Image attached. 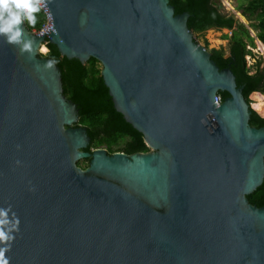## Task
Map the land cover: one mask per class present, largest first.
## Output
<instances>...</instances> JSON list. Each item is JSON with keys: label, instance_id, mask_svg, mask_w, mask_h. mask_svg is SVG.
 <instances>
[{"label": "water", "instance_id": "1", "mask_svg": "<svg viewBox=\"0 0 264 264\" xmlns=\"http://www.w3.org/2000/svg\"><path fill=\"white\" fill-rule=\"evenodd\" d=\"M46 10L48 35L27 33L100 62L114 109L150 152H84L61 68L0 37V208L19 219L10 264H264V207L248 200L264 182V128L250 126L243 87L195 41L190 15L169 0Z\"/></svg>", "mask_w": 264, "mask_h": 264}, {"label": "trees", "instance_id": "2", "mask_svg": "<svg viewBox=\"0 0 264 264\" xmlns=\"http://www.w3.org/2000/svg\"><path fill=\"white\" fill-rule=\"evenodd\" d=\"M175 9V15L188 13V27L194 35H200L210 29H228L232 33L227 36L228 48L209 49L211 59L221 69L230 68L237 76L243 94L249 104L250 95L260 93L264 95V67L263 61L248 47L255 48V39L264 45V0H243L238 7L249 25L242 23L235 15L224 12L223 0H169ZM47 22V15L42 10L38 14L34 27L27 25L31 32L40 30ZM255 38L251 35V30ZM195 41H197L195 39ZM48 53L43 56L57 61L61 68L64 95L77 104L79 122L74 128L87 129L91 139L90 146L84 152L105 149L108 155L122 153L128 156L147 154L150 149L146 146L144 137L129 124L124 116L117 112L112 103L109 89L101 75L102 66L95 58H90L85 64L78 59H68L61 55L56 46L48 44ZM255 61L249 64L247 57ZM223 102L231 95L220 92ZM250 126L256 129L264 128V117L252 109ZM90 159L80 160L78 165L86 169ZM249 202L257 207H264V182L248 196Z\"/></svg>", "mask_w": 264, "mask_h": 264}, {"label": "clouds", "instance_id": "3", "mask_svg": "<svg viewBox=\"0 0 264 264\" xmlns=\"http://www.w3.org/2000/svg\"><path fill=\"white\" fill-rule=\"evenodd\" d=\"M48 0H0V37L5 38L10 45L17 46L21 53L35 55L36 50L47 53L43 44H38L26 31L24 25L34 27L38 14L47 9ZM249 48V47H248ZM55 60L48 61V67H53ZM11 209L0 208V264H10L6 253L11 250L15 240V232L19 231V219Z\"/></svg>", "mask_w": 264, "mask_h": 264}, {"label": "rangeland", "instance_id": "4", "mask_svg": "<svg viewBox=\"0 0 264 264\" xmlns=\"http://www.w3.org/2000/svg\"><path fill=\"white\" fill-rule=\"evenodd\" d=\"M223 6H224V12L230 15H235L238 20H243L246 19L243 15L240 16L241 11L239 10L240 4L244 3L243 0H223ZM243 17V18H242ZM245 24L248 26L249 22L246 20ZM251 30V35L253 38H255V33ZM232 33L228 29H210L207 30L204 34L200 35H194V39L197 40V42L203 46H205V42L207 41L209 43V49L216 48H228L229 41L226 40L227 36H231ZM255 48L249 47L251 51L257 56V59H261L263 61L262 65L264 67V49L262 48V43L259 42L257 39H255ZM262 44V45H261ZM48 53V52H47ZM47 53H42V54H47ZM255 60L252 59L250 56L248 57V63L251 65L253 64ZM258 94V93H253L250 95V100H251V108L254 109L256 112H258L262 117H264V112H259L255 108L256 100L253 97V95Z\"/></svg>", "mask_w": 264, "mask_h": 264}, {"label": "built area", "instance_id": "5", "mask_svg": "<svg viewBox=\"0 0 264 264\" xmlns=\"http://www.w3.org/2000/svg\"><path fill=\"white\" fill-rule=\"evenodd\" d=\"M45 12V14L47 15V22L46 24L43 26L42 29L40 30H36L35 34H38L40 36L42 35H48V32H49V29L51 27V17L50 15L48 14L47 10H43ZM48 45H46L45 47L47 48ZM249 57V56H248ZM248 57H247V60H248Z\"/></svg>", "mask_w": 264, "mask_h": 264}, {"label": "bare ground", "instance_id": "6", "mask_svg": "<svg viewBox=\"0 0 264 264\" xmlns=\"http://www.w3.org/2000/svg\"><path fill=\"white\" fill-rule=\"evenodd\" d=\"M262 48L264 49V45H262ZM253 97L256 100V104L254 105L256 110H258L259 112H264V95L258 93L253 95Z\"/></svg>", "mask_w": 264, "mask_h": 264}, {"label": "flooded vegetation", "instance_id": "7", "mask_svg": "<svg viewBox=\"0 0 264 264\" xmlns=\"http://www.w3.org/2000/svg\"><path fill=\"white\" fill-rule=\"evenodd\" d=\"M35 33V32H34ZM48 48V47H47ZM43 55V54H42Z\"/></svg>", "mask_w": 264, "mask_h": 264}]
</instances>
